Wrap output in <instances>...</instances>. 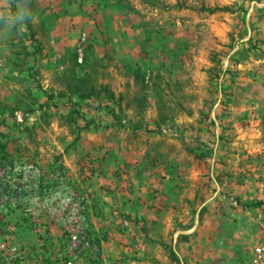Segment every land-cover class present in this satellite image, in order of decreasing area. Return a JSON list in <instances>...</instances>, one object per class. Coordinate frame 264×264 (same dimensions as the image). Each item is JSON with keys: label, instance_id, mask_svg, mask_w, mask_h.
Masks as SVG:
<instances>
[{"label": "rangeland", "instance_id": "1", "mask_svg": "<svg viewBox=\"0 0 264 264\" xmlns=\"http://www.w3.org/2000/svg\"><path fill=\"white\" fill-rule=\"evenodd\" d=\"M263 238L264 0H0V264Z\"/></svg>", "mask_w": 264, "mask_h": 264}, {"label": "built area", "instance_id": "2", "mask_svg": "<svg viewBox=\"0 0 264 264\" xmlns=\"http://www.w3.org/2000/svg\"><path fill=\"white\" fill-rule=\"evenodd\" d=\"M251 252L252 257L243 264H264V238L256 243ZM68 264H73V262L69 261Z\"/></svg>", "mask_w": 264, "mask_h": 264}]
</instances>
